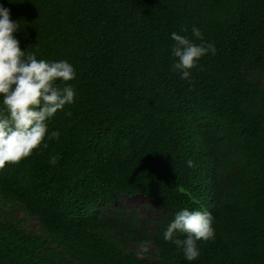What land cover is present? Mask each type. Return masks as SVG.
Instances as JSON below:
<instances>
[{
	"label": "trees",
	"instance_id": "1",
	"mask_svg": "<svg viewBox=\"0 0 264 264\" xmlns=\"http://www.w3.org/2000/svg\"><path fill=\"white\" fill-rule=\"evenodd\" d=\"M0 4L22 49L77 73L59 140L0 170V264H264V0ZM193 26L217 51L189 84L171 33L199 44ZM133 195L158 215L117 205ZM183 209L214 217L192 262L163 238Z\"/></svg>",
	"mask_w": 264,
	"mask_h": 264
},
{
	"label": "clouds",
	"instance_id": "2",
	"mask_svg": "<svg viewBox=\"0 0 264 264\" xmlns=\"http://www.w3.org/2000/svg\"><path fill=\"white\" fill-rule=\"evenodd\" d=\"M11 2V0H10ZM21 28L20 21L11 19V10L0 4V170L7 165H18L35 153L47 149L49 141L59 140L58 130L49 132L48 121L65 105L75 102L76 92L68 83L76 79L74 66L67 60L38 59L36 51H26L14 35ZM182 32H187L186 26ZM192 36L171 33L174 44L171 54L175 59L172 70L193 83L191 71L199 67L207 54H216L214 44L205 42L198 27ZM71 115V112L66 113ZM50 163H58L57 155H50ZM189 167L194 162L187 161ZM214 217L209 211L183 209L175 214L163 238L182 251L184 258L195 261L201 256L198 242L215 240ZM177 234L186 238L180 239ZM143 251H148L145 243Z\"/></svg>",
	"mask_w": 264,
	"mask_h": 264
},
{
	"label": "rangeland",
	"instance_id": "3",
	"mask_svg": "<svg viewBox=\"0 0 264 264\" xmlns=\"http://www.w3.org/2000/svg\"><path fill=\"white\" fill-rule=\"evenodd\" d=\"M117 205L129 209H135L140 215L150 219L158 215V211L152 207L154 206V202L141 195L124 196L123 201ZM20 214L22 218L25 217L21 212ZM25 228L28 230H34L36 229V224L32 220H27Z\"/></svg>",
	"mask_w": 264,
	"mask_h": 264
}]
</instances>
